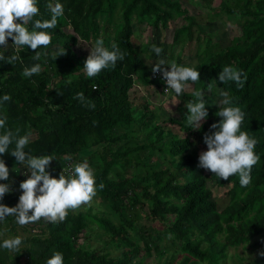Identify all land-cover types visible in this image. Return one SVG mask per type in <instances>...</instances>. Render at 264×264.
<instances>
[{
    "label": "trees",
    "instance_id": "1",
    "mask_svg": "<svg viewBox=\"0 0 264 264\" xmlns=\"http://www.w3.org/2000/svg\"><path fill=\"white\" fill-rule=\"evenodd\" d=\"M56 2L63 5L64 13L54 28L45 30L52 41L47 48L37 49L41 53L39 60L33 59L35 51L15 46L11 38L7 47L0 46V55L21 57L13 65L0 60V117H7L6 129L19 128L21 136L32 133L26 153L54 157L47 169L54 178H59L71 159L76 158L78 163L87 161L96 178L94 199L104 203L105 209H98L101 216H97L91 213V205L87 211L70 210L62 222L41 218L30 223L31 233L22 239L19 251L0 248V264H46L55 252L63 254L64 264H145L152 250L157 256L163 254L156 239L160 241L165 236L182 243L177 252L183 256L177 264H218L226 259L229 248H259V256L249 259V264H264V0L222 1L216 13L223 12L228 18L236 16L240 21L239 35L225 47L208 44L212 50L193 65L200 71V81L193 85L204 91L208 113L213 114L212 108H218L212 91L227 92L232 104L224 107H240L245 113L241 131L257 140L255 153L259 160L251 169L247 187H241L238 175L228 181L220 180L199 167V155L192 142L170 131L165 134L162 125L166 121L157 122L159 118L148 100L132 97L136 84L160 89L151 79L152 68L160 59L170 66L174 60L169 53L175 44L184 41L189 28L187 25L176 29L171 45L157 40L146 43L142 56L132 42V24L134 20L146 21L157 31L181 17L194 25L178 0H37L39 15L26 25L29 31L34 30L35 20L51 19L47 5ZM68 26L70 33L63 30ZM90 35L95 40L100 36L108 50L115 45L125 54L115 68L104 69L93 78H88L83 68L90 53L79 51L81 42ZM153 44L163 49L160 56L151 51ZM61 48L66 49V54L57 58ZM174 62L184 66L179 59ZM35 64H40L42 71L24 77V68ZM225 66L242 70L246 76L243 87L234 81L219 82ZM80 92L86 98L84 103L75 99ZM185 92L176 97L181 106L178 110L182 133L193 137L196 132L210 134L205 122L199 129L185 122L186 105L196 99L194 92ZM5 94L11 99L2 102ZM89 101L94 103V109L87 106ZM221 119H209L207 124ZM133 125L146 132L144 142L130 139L129 130L117 135L118 127L127 130ZM3 132L0 129V134ZM127 140H132L133 145ZM14 148L15 143L9 146V153ZM155 154L170 159L167 168L156 169L160 167L158 162H151ZM0 159L10 172L9 180L0 183L12 187V181L18 182L13 174L19 166L28 174L26 165L18 164L10 154ZM140 168L144 173L135 171ZM101 183L103 190L99 189ZM211 188L220 190L217 197L228 201L226 206L218 209L219 199L213 197ZM20 195L22 191L14 193L11 188L0 203L15 207ZM171 200L182 201V205L177 207ZM145 208L148 218L161 225L162 239L159 233L154 239L152 228L140 227L138 211ZM168 216L174 217L170 225L166 222ZM94 223L98 236L106 238V246L120 250L118 256L110 257L108 252L79 244L84 230ZM16 224L14 216H7L0 221V232L15 235ZM3 240L0 238V244ZM235 257L238 264L247 260L245 255ZM175 258L170 255L162 264H175Z\"/></svg>",
    "mask_w": 264,
    "mask_h": 264
},
{
    "label": "clouds",
    "instance_id": "2",
    "mask_svg": "<svg viewBox=\"0 0 264 264\" xmlns=\"http://www.w3.org/2000/svg\"><path fill=\"white\" fill-rule=\"evenodd\" d=\"M47 8L51 12V19L35 20L34 30L29 31L26 25L33 22V18L39 15L37 0H0V46L7 47L8 39L11 38L15 46H27L35 51L33 59L39 60L41 53L37 49L47 48L52 41L51 35L45 30L54 28L57 24V18L64 13L63 5L59 2L54 5L49 3ZM151 51L160 56L163 49L153 44ZM65 54L66 49L61 48L56 56L58 58ZM124 55L117 46L113 45V50L110 51L104 46L102 38L97 39L95 46L91 47L90 55L84 62L83 68L86 76L93 78L104 69L115 68L117 61H122ZM20 59L21 57L15 54L8 57L0 55V60H6L8 64L12 65ZM164 65L169 66L164 59H160L152 68L154 74L162 73V78L166 82V90L171 89L168 93L165 92V85L151 78L155 84L158 83L160 86L158 90L160 93L170 94L173 98L179 97L185 92V89L191 86L189 81L192 84L200 81V71L195 70L194 67L178 66L174 61L168 69L163 68ZM41 71V65L35 64L30 68H24L22 75L30 78ZM152 72L150 73L151 76ZM242 76H244L242 70L225 66L218 79L221 84L234 81L239 87H243L246 76L243 80ZM138 85H135L137 89L140 86ZM193 95L196 99L186 105L187 124L193 129H199L206 121L209 113L204 100V91L196 90ZM220 95L223 97L222 104H232L227 92L221 91ZM10 99V95L5 94L2 97V102H7ZM75 99L81 103L86 100L83 92L77 93ZM87 106L93 109L95 107L94 103L90 101ZM219 109L216 115L222 119L218 123L212 124L211 128L215 131L211 134H205L203 138L207 151L199 155V167L210 171L220 180L228 181L230 177L238 175L241 187H247L251 182V169L259 160V156L255 153L257 140L249 137L246 131H241L245 113L240 107L228 106ZM6 121V116L0 117V129H4L3 134H0V156L10 154L15 157L18 164L26 165L28 178L19 185L22 195H20L19 202L15 207H8L0 203V221H3L7 216H14L16 223L20 226L36 223L41 218L51 223H57L64 221L70 210L74 211L81 206L92 203L97 195L96 178L87 161L78 163V160L73 158L75 163L71 174L65 175L62 171L58 179L54 178L47 171L51 162L55 160L54 157L50 155L38 157L26 153L24 149L29 144L32 133L28 132L21 136L19 128L14 131L6 129ZM13 143H15V148L9 153V146ZM9 175V168L5 161L0 159V181H8ZM103 188L104 184L101 183L99 189L103 190ZM10 191V184L0 183V201ZM21 245L22 238L16 236L4 239L0 248L16 252L20 250ZM261 255L264 256V253ZM46 264H64L63 254L60 252L53 253Z\"/></svg>",
    "mask_w": 264,
    "mask_h": 264
},
{
    "label": "rangeland",
    "instance_id": "3",
    "mask_svg": "<svg viewBox=\"0 0 264 264\" xmlns=\"http://www.w3.org/2000/svg\"><path fill=\"white\" fill-rule=\"evenodd\" d=\"M186 9L188 12L189 19L193 21L194 25H189V20H185L181 17L175 18L173 20H170L166 26V28H160L159 30L155 31L152 30V25L149 22L141 21L138 22V20H134L132 24L133 29V36H132V42L137 49V51L143 55L142 50L144 48V45L146 43H149L153 40L157 41H164L171 45L173 42L174 32L176 29H178L181 26H187L189 27L187 32L184 35L183 40L180 41L179 44H175L173 46L172 51L169 53L173 60L179 59L181 61V64L184 66H191L196 64L197 61H199L203 56L206 55L208 51H211L212 48L208 47V44H218L221 47L228 46L231 43V40L239 35V29H238V23L240 22L239 19L236 16H231L230 18L226 17V14L223 12L216 13L217 10H219L220 3L224 0H178ZM231 1V0H229ZM21 22V21H17ZM72 32L71 28L68 26L67 28H63V30H66ZM101 32V29L99 30ZM100 35V33H99ZM100 36H98L97 39ZM95 39L94 36H89V39L86 42H81V45L79 47V51H85V54H89L91 52V47L95 46ZM17 49L16 47H14ZM205 49V51H203ZM146 63V60H145ZM191 86L187 89H185V93H193L198 89L196 85L190 84ZM139 86V85H138ZM209 94V93H208ZM214 95L213 103L217 105L218 108H212L213 114H209L205 123L207 125V131L211 134L213 132V129L211 128V124H207V120L215 119L218 117L216 113L220 110L219 108H223L224 104L221 103V100L223 97H221L219 91L216 89L215 91H212ZM132 97L134 98H144L147 99L148 102L151 104V109L155 111L157 114L159 121L158 123H163V121H166V124L162 125V128L165 132V134L169 133V131L175 135H180L181 137H187L192 142V147L195 148L198 155H200L202 152L207 151V146L204 143V135L201 133L196 132V136L193 137L191 134H183L180 129L181 119V112L178 110H181L180 103L178 101V98H173L171 95H166L164 93H160L154 89L153 86H142L140 85L139 88L134 91L132 94ZM187 122V121H185ZM214 122V121H213ZM130 133V139L133 141H137L138 143H142L145 141V131L138 128L137 126L133 125L130 128L128 127L127 130H124L122 127L117 128V135L122 134L123 132ZM169 138V137H166ZM132 140H127V143L130 145H133ZM151 162H158L160 167H157L156 169H165L168 167L170 159L162 158L159 155L154 156L152 158ZM14 171V169H13ZM138 173H144L143 169H137L135 170ZM14 173V172H13ZM16 177L19 178L18 182L12 181V190L14 193H20L22 190L20 189L19 185L21 182L26 180L28 177L25 176L24 170L19 166L16 170V172L13 174ZM208 187H210V184L208 183ZM212 195L215 199H219L217 197V194L220 190L216 188H211ZM172 204H175L177 207H180L182 205V201H176L171 200ZM228 201L224 199L217 200L216 204L218 209L223 208L226 206ZM93 205V206H91ZM104 203H99L98 200L93 199L92 203L90 205H84L79 208L81 211H87L89 210V207H92V214H96L97 216H101V213L97 210L100 209L101 211L104 210ZM138 223L141 228L148 229L152 228V235L154 236V239L159 233L160 239L163 238L161 235V225L155 224L150 218H148L147 209L145 208L144 211H138ZM173 216H168L166 218V222L170 225V223L173 221ZM88 223V222H87ZM32 228L30 224L25 226H20L16 224V234L8 233L6 231H1L0 238L9 239L14 238L16 236H20L22 239L28 235V233H31L29 229ZM34 231V230H33ZM36 231V230H35ZM99 230L97 228L96 223L93 225H89L88 228H86L79 240V244L88 245L89 248L96 249L97 251L101 253L108 252L110 254V257H115L119 255L120 250H116L114 248H110L106 246V238L104 236L99 235ZM191 240H195L194 236H191ZM255 240V238H253ZM157 244L159 245L160 250L163 254L160 256H157L152 250L151 255L148 256L145 259V264H162L164 261H167L170 255H175V264H177L183 254H179L177 252L178 247L182 244L180 241H173V239L164 237V239L160 240L156 239ZM23 245H21V248ZM235 254L238 255H245L246 259L242 260V264H249V259H254L259 256V248H256L252 251H244L242 248L238 249H232L229 248L228 255L226 259L220 261L218 264H238V260L235 257ZM136 261V260H135Z\"/></svg>",
    "mask_w": 264,
    "mask_h": 264
},
{
    "label": "built area",
    "instance_id": "4",
    "mask_svg": "<svg viewBox=\"0 0 264 264\" xmlns=\"http://www.w3.org/2000/svg\"><path fill=\"white\" fill-rule=\"evenodd\" d=\"M170 71V70H169ZM151 78L153 79V80H155V81H160V82H162L164 85H165V88H164V91L165 92H169V91H171V89H167L166 90V82L164 81V79L162 78V73H156V74H154L153 72H152V76H151ZM74 163H75V161L73 160V159H71L70 161H69V164L67 165V168L64 170L63 169V172H64V174L65 175H70L71 174V172H72V168L74 167Z\"/></svg>",
    "mask_w": 264,
    "mask_h": 264
}]
</instances>
